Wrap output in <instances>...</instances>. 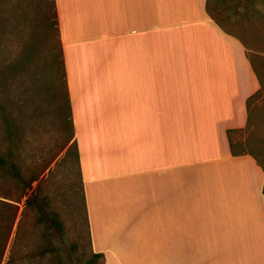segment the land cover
I'll return each instance as SVG.
<instances>
[{
	"label": "crops",
	"instance_id": "obj_1",
	"mask_svg": "<svg viewBox=\"0 0 264 264\" xmlns=\"http://www.w3.org/2000/svg\"><path fill=\"white\" fill-rule=\"evenodd\" d=\"M208 2L55 0L103 264H264V167L230 135L261 83Z\"/></svg>",
	"mask_w": 264,
	"mask_h": 264
},
{
	"label": "rangeland",
	"instance_id": "obj_2",
	"mask_svg": "<svg viewBox=\"0 0 264 264\" xmlns=\"http://www.w3.org/2000/svg\"><path fill=\"white\" fill-rule=\"evenodd\" d=\"M218 3L219 23L249 47L262 82L250 105L249 127L232 137L240 153H251L264 165V0ZM54 11L53 0H0V159H11L25 180H14L9 164V171L0 169V264H103L92 262L82 176L76 148L70 149L74 139L66 121V92L59 87ZM46 22L52 30H46ZM26 48L32 57L22 66ZM34 177L39 181L32 189L39 187L48 211L63 223L57 253L50 250V223H39L35 208L26 204Z\"/></svg>",
	"mask_w": 264,
	"mask_h": 264
},
{
	"label": "trees",
	"instance_id": "obj_3",
	"mask_svg": "<svg viewBox=\"0 0 264 264\" xmlns=\"http://www.w3.org/2000/svg\"><path fill=\"white\" fill-rule=\"evenodd\" d=\"M217 1L219 2V0H217ZM218 2H217V5L215 4V6H212L213 0H209V2H208V11H209L211 17L218 24H220L218 19H217L216 14H215L218 11V4H219ZM53 6H54V10H55L54 11L55 12L54 17H55V20H56V23H55V28H56V32H57L56 36H58L59 47H60V56H59V60L58 61L60 62L61 67H62V76L60 77V80L62 82V86L59 84V87L64 88V90L66 92V98H67V116H66V121L69 124V126L71 127V141H72L74 139V137H75V131H74V127H73L72 110H71V104H70V99H69V95H68V89H67L66 69H65L64 59H63L62 44H61V41H60V30H59V23H58V16H57V12H56L55 0H53ZM46 28H47L46 30H52L51 27H50V23L46 22ZM31 45H34V43H31ZM31 57H32V51L28 50L26 48L25 51L22 53V60H21L22 62H20L22 64V66L25 65L27 63V61L31 59ZM252 64L254 65L253 61H252ZM19 66H20V64L18 65V70L20 69L22 72L24 71V73H25L26 70L23 69V68H19ZM254 69H255V72L258 75V78H259V80L261 82L259 73H258L257 69L255 68V66H254ZM15 70H17V67L14 68V71ZM261 84H262V82H261ZM261 91H262V87H261V90L258 91L256 94H254L248 101V107H249V124H248V127H249L250 121H251L250 105L255 100V98L261 93ZM237 132H239V131L230 132V135L232 133H237ZM11 134L12 133L9 132V136L10 137H8V140H10V141H11V138H12ZM73 146L76 148L75 155H76L77 162L79 164V152H78V147H77V144H76L75 141H74L73 145L70 147V149ZM233 147H235V144L232 143V148ZM233 150H234L233 152L235 154V148H233ZM12 156H13L12 152L9 151L8 157L12 158ZM256 159L259 161V159L257 157H256ZM7 164H9L11 166L10 173L12 174L14 180L23 183L25 180L23 179L22 174L18 171L15 163L11 159L10 160H7L5 158H1L0 159V169L2 170V172L3 171H6V172L9 171V170L5 169V166H7ZM260 164L264 167V165L261 162H260ZM37 181H39V178L38 177H34L27 184V189L31 190V193L29 194V196H28V198L26 200V204L29 205V206H32L33 208H35V210L37 212V220H38L39 223H41V224L42 223H47V224L50 223V226L48 227L49 231H50L49 239H50V242H51L50 250H52L54 253H57L61 249V246L63 245L62 244L63 239H64L63 223L61 222V220H60V218H59L57 213H54V212L52 213V212L48 211V209H47V206H48L47 201H46L45 198L40 197L39 187L35 188L34 190L32 189L33 183H35ZM102 259H103L102 255H95V254L92 255V262H94V263L99 261V260H102Z\"/></svg>",
	"mask_w": 264,
	"mask_h": 264
}]
</instances>
